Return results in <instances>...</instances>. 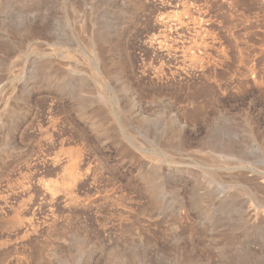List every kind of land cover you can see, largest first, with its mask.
<instances>
[{"label": "rangeland", "instance_id": "1", "mask_svg": "<svg viewBox=\"0 0 264 264\" xmlns=\"http://www.w3.org/2000/svg\"><path fill=\"white\" fill-rule=\"evenodd\" d=\"M0 264H264V0H0Z\"/></svg>", "mask_w": 264, "mask_h": 264}, {"label": "bare ground", "instance_id": "2", "mask_svg": "<svg viewBox=\"0 0 264 264\" xmlns=\"http://www.w3.org/2000/svg\"><path fill=\"white\" fill-rule=\"evenodd\" d=\"M74 173V172H73ZM77 174V173H76ZM78 175V174H77ZM73 181V180H72ZM71 185H73V184H71ZM69 186V185H68Z\"/></svg>", "mask_w": 264, "mask_h": 264}]
</instances>
